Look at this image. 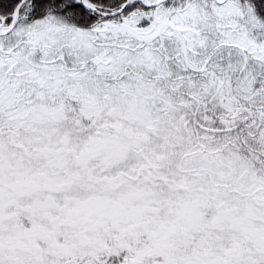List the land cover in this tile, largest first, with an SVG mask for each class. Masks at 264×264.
Returning <instances> with one entry per match:
<instances>
[{
  "label": "snow or ice",
  "instance_id": "snow-or-ice-1",
  "mask_svg": "<svg viewBox=\"0 0 264 264\" xmlns=\"http://www.w3.org/2000/svg\"><path fill=\"white\" fill-rule=\"evenodd\" d=\"M0 264H264V0H0Z\"/></svg>",
  "mask_w": 264,
  "mask_h": 264
}]
</instances>
